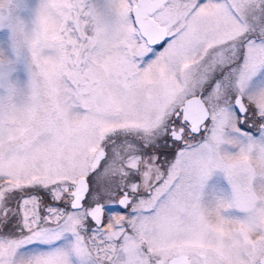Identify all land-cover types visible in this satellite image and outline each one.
Segmentation results:
<instances>
[{
	"label": "snow or ice",
	"instance_id": "1",
	"mask_svg": "<svg viewBox=\"0 0 264 264\" xmlns=\"http://www.w3.org/2000/svg\"><path fill=\"white\" fill-rule=\"evenodd\" d=\"M0 264H264V0H0Z\"/></svg>",
	"mask_w": 264,
	"mask_h": 264
}]
</instances>
